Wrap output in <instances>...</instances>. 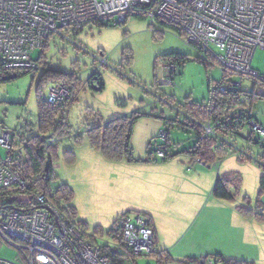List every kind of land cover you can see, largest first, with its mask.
Returning a JSON list of instances; mask_svg holds the SVG:
<instances>
[{
    "label": "rangeland",
    "instance_id": "rangeland-1",
    "mask_svg": "<svg viewBox=\"0 0 264 264\" xmlns=\"http://www.w3.org/2000/svg\"><path fill=\"white\" fill-rule=\"evenodd\" d=\"M128 19L120 25L88 24L81 33L64 38L55 35L45 49L32 52L31 59L39 66L35 72L23 70L28 74L0 83V129L17 134L30 125L37 134V95L42 77L59 71L76 76L84 87L67 111L70 129L55 148L54 186H67L74 208L75 202L82 206L79 219L87 224V235L102 245L112 240L108 232L119 216L144 213L140 202L146 197L145 191L140 197L115 170L102 169L103 163L110 160L88 136L95 121L104 126L115 118L137 116L131 138L134 158L142 163L161 160L156 151L165 149L170 157L167 162L175 160L182 169L185 196L195 201L194 212L185 217L191 235L197 237L191 258L222 255L225 260L264 264V147L250 140L252 127L247 124L240 136L229 137L222 153L205 163L192 153L198 140L194 129L185 125L184 113L178 110L179 105L184 109L188 101L207 102L209 85L222 82L224 72L217 64L197 61L194 49L161 22L151 23L144 16ZM173 53L187 56L189 62L164 83V56ZM252 66L264 76L263 50L256 51ZM96 70L104 83L99 91L86 86ZM227 81L239 82L244 92L253 93L245 108L264 129V86L234 76H228ZM48 93L45 89L46 97ZM170 121H175L172 126ZM165 131L169 135L162 137ZM217 144L220 146L222 141ZM0 156H6L2 147ZM219 178L226 181L232 200H221L213 194ZM0 258L11 262L22 259L16 244L1 235ZM127 264L158 262L154 255L136 257Z\"/></svg>",
    "mask_w": 264,
    "mask_h": 264
},
{
    "label": "built area",
    "instance_id": "built-area-1",
    "mask_svg": "<svg viewBox=\"0 0 264 264\" xmlns=\"http://www.w3.org/2000/svg\"><path fill=\"white\" fill-rule=\"evenodd\" d=\"M133 14L143 15L151 23L161 20L176 26L183 32L184 42L207 65L217 64L227 77L247 78L264 86V76L252 66L256 51H264V0H0V75L24 69L36 71L39 66L32 61V52L42 48L47 39L63 36L70 27L94 21L120 25ZM165 69L167 83L176 70L171 64ZM238 87L241 89L242 84L227 81L220 89ZM68 96L64 87L49 88L51 104ZM251 127L264 142L263 127L257 122ZM204 133L215 135L210 120L205 121ZM6 134L0 136L3 147ZM5 150L0 188L12 190L17 185L26 192L28 184L14 170L18 153H11L9 146ZM159 156H164L162 149ZM33 201L37 206L33 211L12 209L0 216V235L15 241L22 255L19 262L0 258V264H118L103 255L96 239L82 232L77 220L65 211L66 205L64 210L53 207L40 193L33 195ZM119 226L123 243L135 258L156 254L155 232L148 218L126 216ZM103 244L113 253H122L113 241Z\"/></svg>",
    "mask_w": 264,
    "mask_h": 264
},
{
    "label": "trees",
    "instance_id": "trees-1",
    "mask_svg": "<svg viewBox=\"0 0 264 264\" xmlns=\"http://www.w3.org/2000/svg\"><path fill=\"white\" fill-rule=\"evenodd\" d=\"M132 16L140 18V16L143 15L133 14ZM127 19L122 24H125ZM156 21H159L163 25L174 30L175 34L183 40L184 34L179 28L165 21ZM90 23L101 27L110 26L111 24L119 25L103 21L89 22V24ZM86 24L73 26L70 27V29L74 27L79 28L85 26ZM63 36L66 37L64 34ZM49 39L43 43V49L48 46ZM164 59L165 64L174 65L176 70V72H171V78L176 76L179 69L184 68L189 62V58L180 53L166 55L164 56ZM197 61L207 65V63L200 57L197 58ZM35 63L37 62L35 61ZM22 74H28V72L20 71L3 73L0 75V83L13 81L19 78ZM224 75L225 77L222 82L213 87H211V84L209 85L210 97L207 102L205 101L200 104L188 101L184 109L181 105L178 107L179 113H184L186 121L185 125L194 129L198 140L197 146L192 153L197 155L196 158H201V161L205 163L211 162L215 158V151L223 148V146H219L215 150L218 143L217 140L222 142L224 140V143H228L229 137L240 136V130L245 125L248 124L251 126L252 123L256 122L250 115L251 111L245 108L248 107L247 100H250L253 97V93H246L239 87L234 89L228 88L226 91H221V86L225 85L228 78L225 73ZM13 76H15V78L10 79ZM87 85L93 86L96 91L104 88V83L97 70L93 73L88 82H86V86ZM51 87L66 88L69 92L68 98L57 104L49 103L48 96H45L44 91L45 89H49ZM82 87L84 86L81 85V82L76 76L66 74L65 72H48L42 77L38 90L39 93L37 95V134H34L35 132H33L32 126L27 125L18 135L20 137V143L15 142L14 139V148L20 150L17 155V165L14 167V170L18 172L27 182L29 190L22 192L18 188H13L12 191L0 188V216L4 217L5 214L9 213L12 209H18L26 212L35 210L37 206L33 201V195L40 193L46 197L48 203L53 207L64 210L63 206L66 205L67 208H65V211H67L73 219H76L75 210L73 206H71L72 192L67 186H54L56 179L53 171V159L54 155H56L55 148L57 143L68 133L70 129L67 111L70 106L76 102L78 91ZM138 118L139 117L137 116L115 118L104 126L100 124L99 120L95 121V126L88 130L89 139L97 149L101 150L105 158L110 161L125 160L128 163L137 162V159L134 158L133 155L131 138L133 134V127ZM207 120H210L211 126L214 128L215 135H205L204 125ZM174 122L175 121H170V126H172L171 123ZM168 133L169 132L167 131L163 132L166 136L169 135ZM252 135L250 140L255 141V143L259 146L264 147V142L259 140L256 136L255 138L253 131ZM13 136L16 137L17 134L14 133ZM151 146L152 145H150V147ZM159 149L160 148H158L156 152L159 153ZM163 151L164 157H160V161L166 162L170 157L165 154V149ZM150 154H152V152ZM262 185L264 186V180L262 181ZM213 194L221 200L228 201L233 199L232 194L226 187V181L222 178L217 180L214 186ZM126 216H128V214H125L117 219L111 231L108 232V235L112 237L111 241L118 245L120 249L123 250V253H113L109 250L108 245H99L98 242H96L103 255L108 256L113 262L118 264H127L135 260L133 254L123 243L122 230L119 226L120 220ZM144 216L148 218L146 215ZM77 222L79 227L82 229V232H84L87 236V224L81 221ZM89 239H93V241H95V238L93 237H90ZM155 255L158 256L159 261L162 263L164 262L167 264L170 261L172 262L167 253L160 252ZM209 258L210 257H206L204 259L188 258L186 261H181L180 263L209 264L210 261L211 264H249V262L245 260H225L222 255L212 256L210 258L211 260Z\"/></svg>",
    "mask_w": 264,
    "mask_h": 264
},
{
    "label": "crops",
    "instance_id": "crops-1",
    "mask_svg": "<svg viewBox=\"0 0 264 264\" xmlns=\"http://www.w3.org/2000/svg\"><path fill=\"white\" fill-rule=\"evenodd\" d=\"M88 24L89 23L86 25ZM83 30L84 26L79 28L74 27L64 30L63 34L66 36L68 34H78ZM60 37L64 38V36ZM19 134L20 131L17 133L16 137H13L17 143H20ZM217 141L220 144V141ZM220 146H223V148L218 150L217 148L219 146L218 144L216 145V154L222 153L223 150H225L224 140ZM106 162L103 163L102 169L115 170L116 174H120L122 180H126V185L131 183V187L137 191L140 197H143L140 193L145 191L146 197L140 202L143 204L142 211H144V213L140 214L146 215L151 221L155 232L156 253H167L172 260V262L170 261L167 264H181V261H186L188 258H191L192 249L197 245V237L194 233L191 235V226L185 217L194 208L195 201H193V198L185 196L186 189L181 181L182 169H179L181 167L175 163L176 161L162 162L160 160L149 159L144 163L140 160L134 163ZM188 172H191V170L188 169ZM74 205L76 208H74L71 202V206H73L76 213V220L84 222V220L79 219V211L82 209V206H79L76 202ZM115 211H118V208H116L114 212ZM192 212H194V210H192ZM120 217L121 216H119V218ZM111 242V240L107 241V243ZM120 250L123 253V250ZM155 258L158 264H165L159 261L157 255H155Z\"/></svg>",
    "mask_w": 264,
    "mask_h": 264
},
{
    "label": "bare ground",
    "instance_id": "bare-ground-1",
    "mask_svg": "<svg viewBox=\"0 0 264 264\" xmlns=\"http://www.w3.org/2000/svg\"><path fill=\"white\" fill-rule=\"evenodd\" d=\"M24 70H27V71H33V70H30V69H24ZM20 71H23V70H18V71H14V72H20ZM262 75V74H261ZM5 133H7L6 134V136H5V138H4V147L0 144V147H2V148H4V149H6V147H10V152L11 153H15V152H17L18 154H19V149H15L14 148V139H13V133L12 132H9V131H7V132H5ZM1 129H0V136H2V135H4L5 134ZM0 139H1V137H0ZM6 151V150H5ZM6 155H7V152H6ZM6 157V156H5ZM5 157L4 158H2L1 156H0V160H1V163H0V168H1V166H2V160L3 159H5ZM164 157V156H163ZM19 176H20V178H21V180L24 182V180L22 179V177H21V175L20 174H18ZM26 182V181H25ZM27 183V182H26ZM12 188H18L19 189V187L17 186V185H13L12 187H11V189ZM25 191H28L29 190V187L27 186V188L26 189H24ZM11 242H14L15 244H17L15 241H13V240H10ZM110 244V243H109ZM18 246V245H17ZM111 246H112V244H111Z\"/></svg>",
    "mask_w": 264,
    "mask_h": 264
},
{
    "label": "water",
    "instance_id": "water-1",
    "mask_svg": "<svg viewBox=\"0 0 264 264\" xmlns=\"http://www.w3.org/2000/svg\"><path fill=\"white\" fill-rule=\"evenodd\" d=\"M15 78V76H13L12 78H10V79H14Z\"/></svg>",
    "mask_w": 264,
    "mask_h": 264
}]
</instances>
